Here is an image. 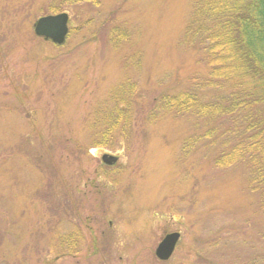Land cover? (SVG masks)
Masks as SVG:
<instances>
[{
  "label": "rangeland",
  "instance_id": "374dc122",
  "mask_svg": "<svg viewBox=\"0 0 264 264\" xmlns=\"http://www.w3.org/2000/svg\"><path fill=\"white\" fill-rule=\"evenodd\" d=\"M52 8L70 16L62 45L34 32ZM193 8L0 0V264H264L252 169L215 164L242 119L213 120L207 138L208 121L167 105L185 91H231L201 89L212 75L187 42ZM175 231V253L159 260Z\"/></svg>",
  "mask_w": 264,
  "mask_h": 264
},
{
  "label": "trees",
  "instance_id": "16d2710c",
  "mask_svg": "<svg viewBox=\"0 0 264 264\" xmlns=\"http://www.w3.org/2000/svg\"><path fill=\"white\" fill-rule=\"evenodd\" d=\"M193 7L187 42L203 53L212 75L201 89L230 82L231 91L215 100L185 91L168 98L167 105L208 121L207 138L218 129L213 120L242 119L227 130L237 140L222 150L215 164L226 167L247 162L252 169L251 184L262 192L264 206V114L260 119L253 116L264 105V0H193Z\"/></svg>",
  "mask_w": 264,
  "mask_h": 264
},
{
  "label": "water",
  "instance_id": "95a60500",
  "mask_svg": "<svg viewBox=\"0 0 264 264\" xmlns=\"http://www.w3.org/2000/svg\"><path fill=\"white\" fill-rule=\"evenodd\" d=\"M70 17L67 12L47 14L39 17L34 24L35 35L56 45L65 43L70 31ZM181 238L178 231L166 234L158 244L155 254L159 260L166 261L173 255Z\"/></svg>",
  "mask_w": 264,
  "mask_h": 264
},
{
  "label": "flooded vegetation",
  "instance_id": "af4514ba",
  "mask_svg": "<svg viewBox=\"0 0 264 264\" xmlns=\"http://www.w3.org/2000/svg\"><path fill=\"white\" fill-rule=\"evenodd\" d=\"M91 151V153H92V151H97L95 148L94 149H92V150H90ZM99 154V153H98ZM113 156V157H112ZM112 156H107V154H102V156H101V159L104 161V162H107V163H116L117 161H118V157L117 156H114V155H112Z\"/></svg>",
  "mask_w": 264,
  "mask_h": 264
}]
</instances>
